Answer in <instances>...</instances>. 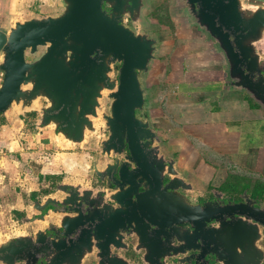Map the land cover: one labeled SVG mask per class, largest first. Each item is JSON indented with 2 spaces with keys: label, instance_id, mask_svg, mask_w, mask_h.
I'll use <instances>...</instances> for the list:
<instances>
[{
  "label": "water",
  "instance_id": "1",
  "mask_svg": "<svg viewBox=\"0 0 264 264\" xmlns=\"http://www.w3.org/2000/svg\"><path fill=\"white\" fill-rule=\"evenodd\" d=\"M184 1L188 15L216 43L223 57L224 88L242 90L263 111L264 4H246L245 0ZM9 3L6 22H0V114L37 109L34 106L44 98L46 104L38 107L41 118L36 128L41 133L47 129L75 145L84 143L88 132L98 133L95 119L100 116L101 99L107 94L111 105L102 116L109 134L102 141L103 150L108 154H121L126 146L129 150L121 164L117 159L116 164L97 171L112 178L116 185L112 193L100 199L106 208L110 207L105 202L107 196L118 205L113 207L117 227H127V223L132 226L133 220L138 224L146 218L168 225L188 221L195 226L194 238L203 244L210 240L215 243L214 248L205 250V256L212 255V264H264V248L259 245L264 236V208L255 205L246 191L244 200L223 206L214 201L203 205L194 202L181 190L192 186L180 175L174 159L166 163L160 154V136L150 119L136 114L145 105L140 76H146L159 41L126 22L144 21L146 0H49L50 5H59L57 14L24 19L14 16V0ZM40 47L44 48L40 55L26 59L27 53L36 54ZM116 64L119 68L114 75ZM133 163L136 166L130 167ZM165 177L169 180L164 184ZM58 189L66 194L61 203L75 211L59 217L62 233L69 235L83 223V217L93 218L91 214L83 216L79 208L83 202L94 203V199L88 200L92 190L67 183ZM58 201L50 196L35 199L28 219L36 217V208L43 210ZM135 210L142 216L132 217L130 212ZM210 218L219 224L207 234L198 228ZM39 219L45 220V216ZM45 233L36 231L33 238L28 234L8 235L0 241V263L38 264L43 257L40 264H80L86 251L91 250L89 235L85 239L70 238L67 243L64 238L47 241ZM118 236L119 241L123 235ZM203 244L196 248L198 253ZM116 261L122 264L118 257ZM192 261L198 263L196 258Z\"/></svg>",
  "mask_w": 264,
  "mask_h": 264
},
{
  "label": "rangeland",
  "instance_id": "2",
  "mask_svg": "<svg viewBox=\"0 0 264 264\" xmlns=\"http://www.w3.org/2000/svg\"><path fill=\"white\" fill-rule=\"evenodd\" d=\"M14 2L16 5V7L14 8V16L20 19H24L31 15L40 13L39 7L37 5L39 3H45L44 0H14ZM249 2H252L254 4H264V0H245L246 4H248ZM49 7L54 8L52 5H50ZM143 16L144 21L140 24H132L130 20H127L126 23L135 29L142 28L146 32H149L157 37L159 41L158 49L155 52V58L153 59L154 62L152 61L153 63H151V65L152 68L162 67V88L161 85H155L154 83H152V94L145 95V105L143 111L147 109L150 99H152V106H154V108L158 107V100L162 93V114L164 111L168 114L169 117L165 118V116L163 115L162 122H158V118L154 117V122L157 126V129L162 130L159 132H162L161 145L163 152H166V154L169 156L171 155L176 156V158H180L181 153H189L191 148L193 146H197L200 142H198L194 136L184 131L186 134H188V139L186 140L187 145L183 146L182 143H178L180 140V135L178 134L180 129L178 127H180L182 124H176L174 122V120L172 119L173 113H169L167 111L166 103L178 104L184 103V101L198 102L200 100H206V103H208V105H210L212 108H215L217 105L218 96L222 97V95L218 93L219 90H222V74H220V81H216L214 79V77L219 76V74L215 73L214 71L220 66L213 65L211 60H209L208 63L201 64L199 62V60L202 62L205 61L202 59H210L213 55H205L203 57H199L198 61V56H189L188 58H186L187 53L190 55L194 51L196 52L205 48L204 46H196V44L199 43L197 42V25L188 15L187 6L184 0H146V6L143 11ZM188 30H191V32L194 33L193 37H189V35L187 36V38H185V35L189 34ZM194 44L195 47H192V45ZM261 46L264 50V42ZM43 49L44 48L40 47L36 54L27 53L26 59L32 60L37 55H40ZM115 73L116 69L114 75ZM148 75L149 73L147 72L145 77L140 76V81L143 88H147L146 86L150 82V79L147 78ZM242 93H244L242 90L231 88V90L225 89L223 96L226 98V100H245L244 94ZM106 102V97L101 100V107L99 109L100 116L99 118L95 119L98 133L94 134L88 132V136L86 137V140L82 145L68 144L71 145L68 149L77 151L79 155L85 156V160L79 167V173H68L69 175L71 174V176H69L70 181H77L78 179H80L83 183L86 184L90 178L87 165L96 160L98 165L102 167L105 162L109 160L107 155H103L100 152L101 141L102 139H105L107 137V126L102 116V114L106 112L107 109ZM45 104L46 100L44 98H41L34 106L37 107V109L32 108L31 110H26L24 112H15V114H13L12 116L16 118L17 121L24 120L23 122H25V130H29L34 133L38 130L36 128V125L40 120L41 111L38 110V107ZM180 109L181 108L176 107L174 110L179 111ZM146 111L148 113V110ZM141 112L142 111L137 110L138 114ZM150 113L151 110H149V114ZM262 114V124L260 125L259 120L255 121L254 123V126L257 125V132L255 133V135H252V137H250L249 134L245 135L244 140H242L239 147L232 148L231 151L226 148L219 149L218 151H206V154L208 156L207 159H211L216 162V165L214 166L215 173L213 174V176L209 174V177H212L210 181L202 179L198 180L199 185L197 184V186L199 188L206 187L208 188L207 190L214 188L222 191L231 190L229 184L238 179L241 181H247L252 184V187L246 189V192L250 195V193L253 192V185H255V182H260L264 185V110L262 111ZM4 122H7L6 118L4 116H0V124ZM151 123L153 124L152 121ZM252 123H247L246 126L244 125V127L251 128ZM50 133L51 132L46 129L44 130L42 137H47L48 139ZM244 144L255 147H258L260 146L259 144H261L263 148H261L259 151L255 150V147H253V149L252 147H250L251 149L249 148L246 150V152H248L247 155L242 156L241 153L244 151ZM184 149L186 150L184 151ZM52 150L56 149L53 148ZM182 150L184 152H182ZM85 167L86 169H84ZM195 168L196 166L193 169ZM191 173L190 176H193L195 178V173ZM42 178L44 177H41V179ZM48 181L49 180L46 179L47 183ZM50 188L51 187L48 186L40 187L38 193L43 194L45 190ZM58 193L60 194V192ZM27 198V196L24 197L23 210L15 213V215L20 216L21 214L24 215L26 213H30L31 202L27 201ZM258 198L261 207L264 208V193L262 195H258ZM34 211L36 213L38 212L36 210ZM38 225L40 224L34 223L31 226L30 231H34L36 229V226ZM13 229L14 227H7L3 230V233H10L13 231ZM20 229H22V227ZM0 233H2V231H0Z\"/></svg>",
  "mask_w": 264,
  "mask_h": 264
},
{
  "label": "crops",
  "instance_id": "3",
  "mask_svg": "<svg viewBox=\"0 0 264 264\" xmlns=\"http://www.w3.org/2000/svg\"><path fill=\"white\" fill-rule=\"evenodd\" d=\"M49 6L50 5L46 4L40 5V13L34 15H55L60 10L59 5H52L54 8H50ZM8 10H10L9 0H0L1 23L6 22ZM197 32V42L199 43L195 44L196 46H204L205 49L194 51L190 55L187 53L186 58L189 56H198V61L199 57L213 55L210 59H202L205 61L202 62L199 60V62L202 64L208 63V61L211 60L213 65L220 66L216 70L214 69V72L219 74V76L214 77V79L220 81V77L222 76V90L218 91L222 97L218 96L215 108L208 105L206 100H200L198 102L184 101V103L178 104L166 103V105L167 111L173 113L172 119L174 122L176 124H182L178 127L180 129L178 133L180 135V140L178 143H182L183 146H186L188 134L194 136L197 141L200 142L197 146H193L189 153H181V157L178 158L177 163L180 165L182 173L193 172L195 173V178L198 180L210 181L212 178L211 176L215 173L214 166L216 162L207 159L208 156L206 151H218L222 148L231 151L232 148L239 147L245 135L249 134L250 137L255 135L257 132V125L254 126V123L259 120L261 125L263 114L261 107L246 93H242L244 94L245 100H226L223 96L225 90L223 86L225 81L223 57L216 43L203 29L197 27ZM187 36L193 37L194 33L190 30L189 34L185 35V38H187ZM195 44L192 45V47H195ZM148 73L149 75L147 78L150 79V82L147 84V88H145V95L152 94V83L155 85L159 84L162 88V67L152 68L151 65ZM220 74L222 75L220 76ZM228 90H231V88ZM158 101V107L154 108V106H152V99H150L148 108L151 110L150 115L152 117H157L158 122H162L163 115L165 118L169 117L164 111L162 114V93ZM176 107L181 109L175 111L174 109ZM8 112L1 114V116L6 118L7 122L0 124V231H2V233H0V241L5 239L8 235L15 233L13 231L17 230L19 225L17 221L19 220L15 219V213L23 210L24 197L27 196V201L31 202L33 195L39 192L40 187L49 184V179L48 183L46 182L47 176L60 174L63 171L69 172L75 170L78 163L71 164L69 159L78 158L77 162H79L81 157L77 151L68 149L71 146L68 145L69 143L51 133L47 139V137H42L43 132L41 133L39 130L34 133L25 130L24 120L17 121L16 118L12 116L13 114ZM247 123H252L251 128L244 127ZM259 145L261 146V144ZM260 146L255 147L244 144V151L241 155H247L248 152H246V150L250 147H252V149L255 147V150L260 151V149L263 148ZM53 148L56 150H52ZM185 150L186 149H184V151ZM184 151L182 150V152ZM195 166L196 168L193 169ZM209 174H211L210 177ZM40 176L44 178L41 179ZM7 227H14V229L10 233H3V230ZM20 228L19 226L18 229Z\"/></svg>",
  "mask_w": 264,
  "mask_h": 264
},
{
  "label": "flooded vegetation",
  "instance_id": "4",
  "mask_svg": "<svg viewBox=\"0 0 264 264\" xmlns=\"http://www.w3.org/2000/svg\"><path fill=\"white\" fill-rule=\"evenodd\" d=\"M44 2L45 3H39L37 5L39 7V11L41 8L40 5H50L49 0H44ZM55 5L58 6L57 3H55ZM114 68L117 70L119 68V65L116 64ZM105 97L107 99V109L104 113H108L111 105V99L107 97V94H104L102 99ZM146 110H148V113ZM146 110L142 111L139 114L136 111V114L138 116H142L144 114L145 117H148L153 122V128L160 136V154L164 155L166 163L170 159H174L176 168L181 171V167L177 163L178 158H176V156H169L166 154V152H163L161 145L162 132H159L162 130L157 129V126L154 122L155 118L149 114L148 106ZM103 119L105 120V118ZM106 130V135L108 136V126ZM102 141L100 152L103 155H107L109 160L106 161L102 167L98 165L96 160L87 165L90 177L88 182L85 184L80 179L77 181H70L69 177L71 176V174L79 173V167L85 160V156H81L79 162H77L78 158L69 159V162L71 164L78 163L77 168L69 172L63 171L60 174L47 176L46 178L49 179L50 182L44 187L48 186L51 188L45 190L43 194L35 193L30 204L33 205L35 199L43 200L49 196L54 197L59 201L49 203L43 210H38L36 208L35 210L38 211L36 213V217H31L28 219L27 213L24 215L21 214L19 217L18 215H16L15 219L20 221H17V223L20 227H22V229L17 228L16 231H13L15 232L13 234H28L33 238L36 231L44 230L46 232L45 240H59L64 238L66 239L67 243H69L70 238H73L74 240H78L79 237L85 239L87 235H89L91 250L86 251V254L82 258L80 264H120L119 261H116L117 257L119 258V260L121 259L122 264H192V259L194 258L197 259V264H212L213 257L210 254L205 256V250L211 249L212 247L214 248L215 243L210 240L207 243L203 244L199 238H194L192 232L194 231L195 226L188 221L168 225L166 221L159 220L160 223H157L146 218L144 221H138L139 225L133 220L132 226H128L127 223V227H117V222L114 219L116 217V210L113 207H118V205L115 202H112L107 196L105 198V202L109 203L110 207L106 208L103 205V201H101L100 199L101 196L112 193L116 189V185L114 184V180L112 178L108 177L107 175L101 176L97 171H103L108 164H116L117 159H119V164H121L122 161L126 160V155L129 154V150L126 146L121 154H117L114 152L108 154L103 150ZM81 144L83 143H78L77 145ZM134 166H136L135 163H133V165L130 167ZM86 167L84 169H86ZM68 173L71 174L69 175ZM180 175L187 183H190L192 186L191 189L181 190L189 197H191L194 202H198L201 205L208 201H214L223 206L227 203H235L244 200L243 194L246 189L241 192H229L228 190L222 191L214 188L207 190L208 188L206 187L199 188L197 186L198 179L194 178L193 176L191 177L190 173L184 172L180 173ZM41 177L43 176H40V178ZM169 177L164 178V184L169 180ZM62 183L82 185V190L91 189L92 193L89 195L88 200L94 199V203L83 202V204H81V206L79 207L80 213H82L83 216L91 214L93 218L86 219L85 217H83V223H80V225L77 226L75 230L69 235H64L62 233V228H60L59 226V217L68 214L73 215L75 211L74 209L61 203L60 201V199H62L66 195L58 189L59 185ZM143 190V186H140L139 192H142ZM58 192H60V194ZM133 198L136 199L135 195H133ZM250 198L255 202V205L261 207L258 195L253 196L252 193H250ZM135 212L136 213L130 212L132 217L142 216V213L139 210H135ZM40 215H44L45 220L39 219ZM224 216L226 215L224 214ZM33 218L34 220H31ZM34 223H38L40 225L36 226V229L31 232L30 228ZM97 224L98 227H96ZM218 224L219 221H217L215 218H210L209 220H206L204 225H202L201 227L199 226L198 229L204 233L209 234L212 227H215ZM174 225L178 226L179 230H174ZM176 231H178L181 238H178ZM82 233L84 235H82ZM118 233H122L123 235V237L119 241ZM32 241L36 243L34 239ZM98 244H100L101 246H98ZM199 244H203V250L200 249L201 253H198L196 251V248H199ZM259 245L264 248V236L262 237V239H260ZM218 246L220 248H223L222 245ZM43 260L44 258L40 257L38 264H40Z\"/></svg>",
  "mask_w": 264,
  "mask_h": 264
},
{
  "label": "trees",
  "instance_id": "5",
  "mask_svg": "<svg viewBox=\"0 0 264 264\" xmlns=\"http://www.w3.org/2000/svg\"><path fill=\"white\" fill-rule=\"evenodd\" d=\"M238 180V179H237ZM234 181L232 183L229 184V187H231V190H228V191H232V192H241L249 187H252V184H250L249 182L247 181H241V180H238V181ZM254 188H253V192H252V195L253 196H256V195H262L264 193L263 189H264V185L260 182H255V185H253Z\"/></svg>",
  "mask_w": 264,
  "mask_h": 264
}]
</instances>
